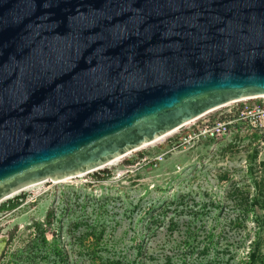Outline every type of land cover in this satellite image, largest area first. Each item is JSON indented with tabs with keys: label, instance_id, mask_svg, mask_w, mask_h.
I'll return each mask as SVG.
<instances>
[{
	"label": "water",
	"instance_id": "obj_1",
	"mask_svg": "<svg viewBox=\"0 0 264 264\" xmlns=\"http://www.w3.org/2000/svg\"><path fill=\"white\" fill-rule=\"evenodd\" d=\"M262 96L264 0H0V202Z\"/></svg>",
	"mask_w": 264,
	"mask_h": 264
},
{
	"label": "rangeland",
	"instance_id": "obj_2",
	"mask_svg": "<svg viewBox=\"0 0 264 264\" xmlns=\"http://www.w3.org/2000/svg\"><path fill=\"white\" fill-rule=\"evenodd\" d=\"M165 145L2 200L18 205L0 211V264H264V152L254 139Z\"/></svg>",
	"mask_w": 264,
	"mask_h": 264
},
{
	"label": "built area",
	"instance_id": "obj_3",
	"mask_svg": "<svg viewBox=\"0 0 264 264\" xmlns=\"http://www.w3.org/2000/svg\"><path fill=\"white\" fill-rule=\"evenodd\" d=\"M243 132L254 139L257 150L264 152V96L243 99L212 110L154 144L165 142L166 151H171Z\"/></svg>",
	"mask_w": 264,
	"mask_h": 264
},
{
	"label": "trees",
	"instance_id": "obj_4",
	"mask_svg": "<svg viewBox=\"0 0 264 264\" xmlns=\"http://www.w3.org/2000/svg\"><path fill=\"white\" fill-rule=\"evenodd\" d=\"M103 177H108V174L106 173H102ZM18 205L17 201H8L7 203H4L0 206V211H8V210H12L14 208H16Z\"/></svg>",
	"mask_w": 264,
	"mask_h": 264
},
{
	"label": "bare ground",
	"instance_id": "obj_5",
	"mask_svg": "<svg viewBox=\"0 0 264 264\" xmlns=\"http://www.w3.org/2000/svg\"><path fill=\"white\" fill-rule=\"evenodd\" d=\"M152 144H154V143H152ZM152 144H151V145H152ZM146 146H149V145H146ZM146 146H144V147H146ZM144 147H142V148H144ZM142 148H141V149H142ZM115 162H117V160H115L114 162H112V163H110V164H114ZM110 164H108V165H110ZM108 165H107V166H108ZM40 184H41V183H40ZM36 185H39V184H36ZM36 185H32V186L26 187V188H24L23 190L28 189V188L33 187V186H36ZM3 247H4V239H0V252L2 251Z\"/></svg>",
	"mask_w": 264,
	"mask_h": 264
}]
</instances>
